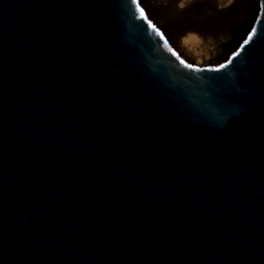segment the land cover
<instances>
[{
    "label": "water",
    "instance_id": "95a60500",
    "mask_svg": "<svg viewBox=\"0 0 264 264\" xmlns=\"http://www.w3.org/2000/svg\"><path fill=\"white\" fill-rule=\"evenodd\" d=\"M255 1L197 64L140 0H0V264H264Z\"/></svg>",
    "mask_w": 264,
    "mask_h": 264
},
{
    "label": "bare ground",
    "instance_id": "6f19581e",
    "mask_svg": "<svg viewBox=\"0 0 264 264\" xmlns=\"http://www.w3.org/2000/svg\"><path fill=\"white\" fill-rule=\"evenodd\" d=\"M140 2L145 13L162 28L172 43L188 29L210 35L230 33L240 38L255 9L254 0H140Z\"/></svg>",
    "mask_w": 264,
    "mask_h": 264
},
{
    "label": "rangeland",
    "instance_id": "374dc122",
    "mask_svg": "<svg viewBox=\"0 0 264 264\" xmlns=\"http://www.w3.org/2000/svg\"><path fill=\"white\" fill-rule=\"evenodd\" d=\"M254 3H256L255 0ZM254 13L255 10L251 17ZM238 38L230 33L210 35L195 29H188L177 36L173 44L187 60L197 64H216L225 59L230 49L240 39Z\"/></svg>",
    "mask_w": 264,
    "mask_h": 264
},
{
    "label": "snow or ice",
    "instance_id": "6c2138e0",
    "mask_svg": "<svg viewBox=\"0 0 264 264\" xmlns=\"http://www.w3.org/2000/svg\"><path fill=\"white\" fill-rule=\"evenodd\" d=\"M140 14H141V16H143V15H144V12H143V10H141Z\"/></svg>",
    "mask_w": 264,
    "mask_h": 264
}]
</instances>
